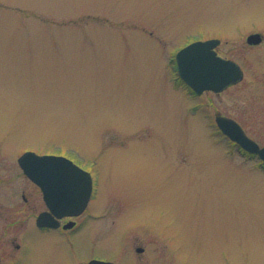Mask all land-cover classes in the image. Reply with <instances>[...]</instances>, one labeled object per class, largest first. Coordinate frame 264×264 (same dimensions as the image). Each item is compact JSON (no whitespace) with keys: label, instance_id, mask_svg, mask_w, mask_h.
<instances>
[{"label":"rangeland","instance_id":"1","mask_svg":"<svg viewBox=\"0 0 264 264\" xmlns=\"http://www.w3.org/2000/svg\"><path fill=\"white\" fill-rule=\"evenodd\" d=\"M209 37L244 77L196 95L171 54ZM216 113L264 144V0H0V202L23 207L25 189L34 204L1 229L4 264L27 231L18 264H264V170L216 132ZM27 148L91 172L73 230L36 227L46 207L18 175Z\"/></svg>","mask_w":264,"mask_h":264},{"label":"water","instance_id":"2","mask_svg":"<svg viewBox=\"0 0 264 264\" xmlns=\"http://www.w3.org/2000/svg\"><path fill=\"white\" fill-rule=\"evenodd\" d=\"M250 43H258L262 40V35L260 32L251 33L248 38ZM219 39L210 40H197L185 47H183L177 53V61L179 65V72L181 76L197 91L202 92L205 89H214L215 91H220L228 84L238 81L242 78L243 72L239 65L230 59H224L217 55L216 51L213 49L214 46L219 43ZM196 46L197 50L204 54L203 62L206 67L212 69V71L206 74L190 79L184 74L183 65L181 62V53L186 48H193ZM219 126L224 132L230 135L231 138L240 142V144L249 151L258 152L264 160V147H260L254 140L249 138L242 130L240 125L233 120L222 115H217L216 118ZM35 157H45L54 162H67V166L76 170L80 175L83 176V183L78 185L73 194L76 197L73 198L65 195L64 201L59 202L55 198V194H61L60 200L62 201L64 195L63 191V169L60 167H49L37 169L29 166L28 161ZM20 162L25 169V172L29 174L33 179H35L43 188L45 192L48 204L53 208V211L61 216L66 213L68 214H78L86 206L91 191H92V177L91 174L76 165L71 159L61 156V155H50L44 154L39 155L33 151H28L23 154L20 158ZM56 179V180H55ZM39 223L44 224H58V221L48 214L41 215L39 217ZM74 222L68 223L65 226H72ZM88 264H116L112 261H106L101 259H92Z\"/></svg>","mask_w":264,"mask_h":264},{"label":"flooded vegetation","instance_id":"3","mask_svg":"<svg viewBox=\"0 0 264 264\" xmlns=\"http://www.w3.org/2000/svg\"><path fill=\"white\" fill-rule=\"evenodd\" d=\"M253 45H255V44H253ZM17 163H18L17 165L20 167V172L18 173V175L25 177L26 178L25 181L29 182L32 186H36L38 188V190L42 194L41 198H42L43 203L45 204V207H46V208L40 210L37 213L36 218L34 220L36 227L37 228H40L43 231L52 230V229L55 230L56 229V230L64 231V232L71 231L74 228H76L79 225L78 217L80 215H77V216L64 215V216H61V217L56 216L55 218L58 219L59 222H60V224L57 227L38 226V224H37V216H38V214L40 212H42V211L49 210V208L47 206V203L44 200L43 192H42L41 187L33 179H31L28 175H26V173L24 172V170L21 168V166H20V164L18 162V159H17ZM5 181H6L5 178H1L0 177V182H5ZM20 197H21L22 202L24 203L23 204V207L21 205L18 208V206L14 202L12 204L8 205V207H5L6 204L0 202V231L2 229V231L6 230V232H9V231H7L8 228L9 229L12 228L13 226L17 225V223H20V224L23 225V224H26L25 223L26 221H28V220H29L28 222L31 221V219H32V215H31L32 214V207H34L31 193H28L27 194L26 190L25 189H22L21 194H20ZM23 209L25 210V214L23 213L24 215H19L18 216V212L19 213L22 212ZM69 221H76V224L73 225L70 228H64V224L67 223V222H69ZM3 226H8V227L5 229ZM27 232H26V234L24 232L22 238L18 242H16V244H15V248L19 249V251H18L19 253L24 248V244L23 243H24V238L27 236ZM13 241H14V239L12 238V242ZM22 246H23V248L21 249ZM136 250L138 252H145L146 251V247L145 246L137 245L136 246ZM19 253L14 258V262H12V264H18L19 263V260H20ZM4 259H5L4 258V254H3L2 248L0 246V264H4V262H5Z\"/></svg>","mask_w":264,"mask_h":264},{"label":"snow or ice","instance_id":"4","mask_svg":"<svg viewBox=\"0 0 264 264\" xmlns=\"http://www.w3.org/2000/svg\"><path fill=\"white\" fill-rule=\"evenodd\" d=\"M204 54L197 50L196 46L193 48H186L181 53V62L184 69V74L190 79H194L200 75L212 71V69L205 66L203 62ZM29 166L41 169L49 167H60L63 169V191L67 196H71L76 187L83 183V176L76 170L67 166V162H54L45 157H35L28 161Z\"/></svg>","mask_w":264,"mask_h":264}]
</instances>
